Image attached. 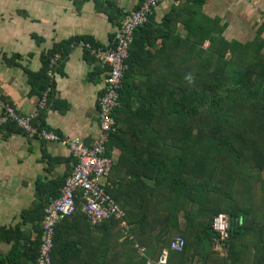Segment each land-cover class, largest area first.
<instances>
[{
	"label": "trees",
	"instance_id": "trees-1",
	"mask_svg": "<svg viewBox=\"0 0 264 264\" xmlns=\"http://www.w3.org/2000/svg\"><path fill=\"white\" fill-rule=\"evenodd\" d=\"M93 1L97 10L105 11L104 2ZM204 2L179 0L161 24L150 21L133 35L107 155L113 148L124 153L126 137H142L133 167L158 182L161 193L158 206L150 211L144 207L143 215L125 212L127 230L114 219L95 225L111 234L112 264H144L148 250L149 258L156 259L163 249H168V264H264V25L251 41H228L223 36L226 25L202 13ZM178 23L185 37L176 31ZM158 38L157 51L145 50L146 42ZM77 41L98 45L87 36L76 37L49 54L59 51L65 59ZM135 72L145 79H134ZM14 132L23 133L12 122L0 125V133ZM111 172L118 177V167L111 166ZM226 178V187L236 182L237 191H246L239 204L230 190L220 189ZM252 179L260 183L257 190L244 187ZM123 183L124 178L118 179L120 187L113 189L110 183L107 191L125 211ZM49 200L40 203L42 216ZM40 204L28 212L38 211ZM76 208L73 215L86 217L80 198ZM220 213L230 221L225 256L211 249V223ZM174 234L184 239L182 251L169 249ZM40 237L41 231L36 250L31 249L33 261ZM136 246L145 249V257ZM51 258L61 264L53 253Z\"/></svg>",
	"mask_w": 264,
	"mask_h": 264
},
{
	"label": "crops",
	"instance_id": "crops-1",
	"mask_svg": "<svg viewBox=\"0 0 264 264\" xmlns=\"http://www.w3.org/2000/svg\"><path fill=\"white\" fill-rule=\"evenodd\" d=\"M3 1L0 0V98L22 115L35 113L34 123L42 124L41 129L60 139L51 142L19 132L0 133V262L33 264L31 249L36 250L34 244L41 231L40 203L59 195L74 166L64 141L78 138L89 144L97 135L98 97L104 87L105 71L91 54H86L82 41L71 45L65 59L59 51L51 55L49 52L61 42L82 36L98 46L111 45L124 15L136 9L141 0H101L105 11L97 10L93 0ZM178 3L179 0H164L148 23L161 24ZM201 11L226 25L223 36L228 41L245 43V37H254L264 25V0H205ZM176 31L186 36L182 24H177ZM261 37L264 39V30ZM160 46L158 38L151 44L146 42L145 50L154 53ZM56 54L60 59L52 67L49 81L46 73ZM133 78L143 80L145 76L135 72ZM49 83L47 103L40 108L42 93ZM136 107L137 104L133 106ZM127 124L124 121V126ZM144 141L142 137L129 136L125 138L124 153L113 148L110 157L112 166L118 167V177L111 172L106 179L108 185L118 189V179L124 178V212L129 210L138 216L143 215L144 207L150 211L158 206L161 193L158 182L145 176L142 168L133 167L140 154L138 146ZM39 204L38 211L28 212ZM54 236L52 253L61 264H112L111 234L108 237L106 230L91 225L84 216L73 215L58 222ZM151 254L148 250L147 256Z\"/></svg>",
	"mask_w": 264,
	"mask_h": 264
},
{
	"label": "built area",
	"instance_id": "built-area-1",
	"mask_svg": "<svg viewBox=\"0 0 264 264\" xmlns=\"http://www.w3.org/2000/svg\"><path fill=\"white\" fill-rule=\"evenodd\" d=\"M163 1L142 0L136 9L125 14L114 34L111 45L94 46L88 42L81 43L105 71L103 92L98 97V133L89 144L78 138L64 141L74 159V166L65 178L59 195L50 199L44 208L38 255L33 264H53L51 254L56 224L76 212V199L78 198L81 199V211L86 215L91 225L114 219L119 221L122 228H127L123 220L124 210L107 191L106 179L113 162L112 158L107 155V143L111 133L116 129L115 115L121 106L120 90L133 35L139 28L148 23L154 10ZM59 59L60 56L56 54L50 60V69L46 73L49 81L53 76L51 69ZM50 91L49 83L42 93L39 102L40 108L45 107ZM35 119V113L22 115L16 112L12 105L0 98V125L12 122L27 137L51 142L60 140L51 131L38 129L34 124ZM211 230L213 232L212 251L218 256H225L230 237L228 216L223 213L215 215L211 223ZM184 244L183 238L175 236L171 239L169 249L179 252L184 248ZM136 249L140 256H146L144 248L136 246ZM167 258L168 249H163L156 259L146 257L144 264H168ZM0 264L8 263L0 262ZM193 264L201 263L194 262Z\"/></svg>",
	"mask_w": 264,
	"mask_h": 264
},
{
	"label": "rangeland",
	"instance_id": "rangeland-1",
	"mask_svg": "<svg viewBox=\"0 0 264 264\" xmlns=\"http://www.w3.org/2000/svg\"><path fill=\"white\" fill-rule=\"evenodd\" d=\"M3 1V0H2ZM4 2V1H3ZM262 23H264V22H261V24ZM254 33V32H253ZM252 33V34H253ZM243 37H245V35H243ZM255 37V36H254ZM253 35H251V36H248L247 38L245 37L244 38V42L245 41H251V40H253ZM249 172L250 173H252L253 175H255L254 174V170H252V169H250L249 170ZM263 173V177H264V172H262ZM225 181H227V178L224 180V181H222L220 184H219V186H220V189L222 190V191H228V190H230L231 192H232V199H233V201L234 202H236V203H240V201L242 202L243 201V194L246 192L245 190H243V191H237L236 189H235V184H236V182L234 183V182H232L231 183V185L229 186V188L228 187H226V184H225ZM103 182V181H102ZM247 186H249V187H251V190H257L259 187H260V183H259V181L258 180H256V179H252L250 182H248V183H245V186L244 187H247ZM175 235V234H174ZM174 235H172V237L174 236ZM196 263H201L202 264V262H199V261H195Z\"/></svg>",
	"mask_w": 264,
	"mask_h": 264
},
{
	"label": "water",
	"instance_id": "water-1",
	"mask_svg": "<svg viewBox=\"0 0 264 264\" xmlns=\"http://www.w3.org/2000/svg\"><path fill=\"white\" fill-rule=\"evenodd\" d=\"M231 226H234V219L231 220Z\"/></svg>",
	"mask_w": 264,
	"mask_h": 264
}]
</instances>
